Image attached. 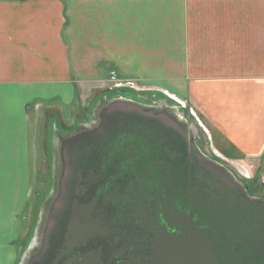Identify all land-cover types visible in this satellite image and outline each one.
Here are the masks:
<instances>
[{"label": "crops", "instance_id": "0c3cea01", "mask_svg": "<svg viewBox=\"0 0 264 264\" xmlns=\"http://www.w3.org/2000/svg\"><path fill=\"white\" fill-rule=\"evenodd\" d=\"M113 82L163 91L264 183V0H0V264L22 256L44 102Z\"/></svg>", "mask_w": 264, "mask_h": 264}, {"label": "water", "instance_id": "95a60500", "mask_svg": "<svg viewBox=\"0 0 264 264\" xmlns=\"http://www.w3.org/2000/svg\"><path fill=\"white\" fill-rule=\"evenodd\" d=\"M90 116L55 146L56 193L18 264H264V198L179 118L120 98Z\"/></svg>", "mask_w": 264, "mask_h": 264}, {"label": "rangeland", "instance_id": "374dc122", "mask_svg": "<svg viewBox=\"0 0 264 264\" xmlns=\"http://www.w3.org/2000/svg\"><path fill=\"white\" fill-rule=\"evenodd\" d=\"M144 87L132 83L122 85L117 82L97 90H88L77 86L75 98L68 103H64L58 98L44 102L34 129L31 128V151L35 163L31 169V198L22 215L26 227L22 232L21 241L18 242L22 254L27 247L31 246L33 237H35V226L43 217L47 205L56 193L57 176L54 155L59 138L82 128L80 126L83 124H87L91 120V108L101 100L104 104L105 100L120 98L143 108L166 112L179 118L185 124L186 132L193 138L206 158L221 164L234 175L238 182H245L249 197L264 198V183L258 180H246L241 169L212 154L205 133L186 107L165 96L161 90H146Z\"/></svg>", "mask_w": 264, "mask_h": 264}]
</instances>
